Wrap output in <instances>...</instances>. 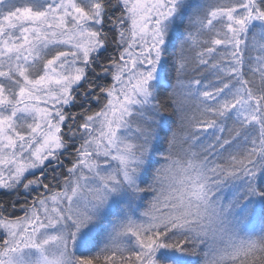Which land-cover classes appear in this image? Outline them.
Here are the masks:
<instances>
[{
  "label": "snow or ice",
  "instance_id": "snow-or-ice-1",
  "mask_svg": "<svg viewBox=\"0 0 264 264\" xmlns=\"http://www.w3.org/2000/svg\"><path fill=\"white\" fill-rule=\"evenodd\" d=\"M0 264H264V0H0Z\"/></svg>",
  "mask_w": 264,
  "mask_h": 264
},
{
  "label": "rangeland",
  "instance_id": "rangeland-1",
  "mask_svg": "<svg viewBox=\"0 0 264 264\" xmlns=\"http://www.w3.org/2000/svg\"><path fill=\"white\" fill-rule=\"evenodd\" d=\"M193 2H195V0H193Z\"/></svg>",
  "mask_w": 264,
  "mask_h": 264
}]
</instances>
